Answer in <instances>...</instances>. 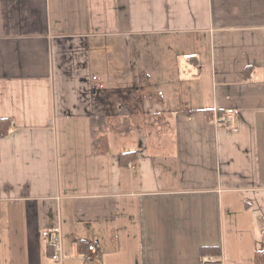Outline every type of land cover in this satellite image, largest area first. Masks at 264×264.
<instances>
[{
  "label": "crops",
  "instance_id": "1",
  "mask_svg": "<svg viewBox=\"0 0 264 264\" xmlns=\"http://www.w3.org/2000/svg\"><path fill=\"white\" fill-rule=\"evenodd\" d=\"M263 234L264 0H0V264H255Z\"/></svg>",
  "mask_w": 264,
  "mask_h": 264
},
{
  "label": "trees",
  "instance_id": "2",
  "mask_svg": "<svg viewBox=\"0 0 264 264\" xmlns=\"http://www.w3.org/2000/svg\"><path fill=\"white\" fill-rule=\"evenodd\" d=\"M94 113L91 116V136H92V149L98 154H106L110 151L108 140V116L107 112L101 107H96ZM206 114L212 116V110H206ZM219 115H223V111L218 112ZM136 150H126L120 154V160L122 165H128L134 159H136ZM262 248L256 250L254 258L255 264H264V234L262 237ZM202 255L214 254L219 255L220 249L216 246H203L200 248Z\"/></svg>",
  "mask_w": 264,
  "mask_h": 264
},
{
  "label": "built area",
  "instance_id": "3",
  "mask_svg": "<svg viewBox=\"0 0 264 264\" xmlns=\"http://www.w3.org/2000/svg\"><path fill=\"white\" fill-rule=\"evenodd\" d=\"M216 122L219 123V124H224L226 126H231L232 124V117L229 115V114H223L222 117H216ZM61 237L60 236H55L54 238H52V242H51V245H52V248L54 250V253L57 252L58 250H61ZM94 249V246H90L89 247V253H86V254H83L81 255V257L84 259V260H90L92 258V254H91V251ZM54 258H59V254L55 253ZM212 258V257H211Z\"/></svg>",
  "mask_w": 264,
  "mask_h": 264
},
{
  "label": "rangeland",
  "instance_id": "4",
  "mask_svg": "<svg viewBox=\"0 0 264 264\" xmlns=\"http://www.w3.org/2000/svg\"><path fill=\"white\" fill-rule=\"evenodd\" d=\"M111 91H103V90H101V89H97V96L96 97H102L104 100H110L111 98H113V99H120L121 100V97H124L123 95H129L130 94V91H113L112 93H110ZM128 92V93H127ZM119 100V101H120ZM218 117H222L223 115H217ZM217 116H215L214 118H212V119H216V117ZM217 117V118H218ZM124 122V120L123 119H120V117H119V119H113V124H117V122ZM149 121V125H151V126H154V125H157V123H155V124H153L156 120H148ZM145 122H147V121H145ZM109 123V122H108ZM128 141H131V140H128Z\"/></svg>",
  "mask_w": 264,
  "mask_h": 264
}]
</instances>
